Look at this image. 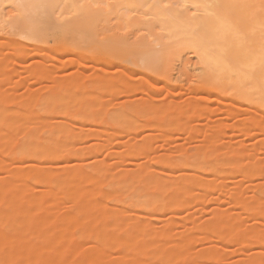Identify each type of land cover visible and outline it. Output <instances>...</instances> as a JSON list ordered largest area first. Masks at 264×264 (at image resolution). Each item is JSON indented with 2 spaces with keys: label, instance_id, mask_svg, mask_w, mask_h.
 Segmentation results:
<instances>
[{
  "label": "bare ground",
  "instance_id": "6f19581e",
  "mask_svg": "<svg viewBox=\"0 0 264 264\" xmlns=\"http://www.w3.org/2000/svg\"><path fill=\"white\" fill-rule=\"evenodd\" d=\"M228 127L264 136V0H0V264H264V140Z\"/></svg>",
  "mask_w": 264,
  "mask_h": 264
},
{
  "label": "rangeland",
  "instance_id": "374dc122",
  "mask_svg": "<svg viewBox=\"0 0 264 264\" xmlns=\"http://www.w3.org/2000/svg\"><path fill=\"white\" fill-rule=\"evenodd\" d=\"M31 60H33V59H32V58H28L27 62L29 63V61L31 62ZM189 60H190V61L188 62L189 68H190L191 70H195V69H196V68H195L196 66H195V60H194V58L190 57ZM77 68H78V69H79V68H84V69L89 70V71H92V70L94 69V68L91 67V66L88 67L85 63H80V64L74 63V64H67V65H65V66L60 67V68H59V70H60L59 72H60V73L63 72L62 75H66V74H69L70 72L72 73V72H73L72 70H77ZM113 69H114V68H113ZM64 72H65V73L67 72V73L64 74ZM68 72H69V73H68ZM21 73H22V75H24V78L21 79V80H19V81H17V83H16V90L18 91V93H19V92L21 93L22 91H23V92H28V91L31 92L32 89L34 90V89L38 88L39 86H42V85H43L44 83H46V82H47L46 84H48L49 81L51 82V80L48 79V78H47L48 80L45 79V78H43V79L40 80V79L36 78V76L33 75V73H32V74H30V73L27 74L28 71H27V73H26V71H21ZM111 73H114V72H111ZM15 74H17V73H15ZM26 74H27V75H26ZM19 75H20V74L18 73V75L13 76V79H14V78L17 79L18 77H19V79H20L21 76H19ZM175 76H176V77H175ZM175 76H174L175 80H176V79H179V82H180V83L182 84V86H183V87L180 88V89H183V91H184V89H185V91H186V89L189 90L188 88H190V86H191V84H192V79H190L189 74L184 73L182 70H180V66H178V68H177V70H176V72H175ZM42 83H43V84H42ZM187 87H188V88H187ZM177 90H179V89L177 88ZM188 94H190V92H187V96H189ZM184 95H186V94L184 93L183 96H184ZM162 96H166L165 93H163ZM183 96H182V97H183ZM184 97H186V96H184ZM184 97H183V98H184ZM168 98H169V97H168ZM214 102H215V100H214ZM216 102H217V105H216V104H213V107H214L215 109H216L217 106H220V105H218V104H219L218 101H216ZM207 105H208V104H207ZM215 105H216V106H215ZM208 106H209V105H208ZM210 106H211V102H210ZM211 109H213V108H211ZM217 109H218V108H217ZM213 110H214V109H213ZM215 111H216V110H215ZM219 111H220V109H219ZM219 111L217 110V111H216V114H215V116L217 117V119H218V116H220V117L222 118V117H224L223 114H224V115L226 114L225 112L222 114V112H221V111L219 112ZM218 112H219V114H218ZM212 114H213V115H212ZM207 115H208V113H207ZM217 115H218V116H217ZM201 116H204L205 118H203V122H202V120H200V122H202V123H199V124H204V123L206 124V123L208 122V118L206 119V115H201ZM201 116H200V119H202ZM210 116L213 117V116H214V112L211 113ZM210 116H209V117H210ZM215 116H214V117H215ZM212 117H211V120H212ZM216 117H215V119H213L214 121L216 120ZM220 117H219V119H220ZM219 119H218V120H219ZM206 120H207V121H206ZM213 120H212V121H213ZM218 120H217V121H218ZM231 120H232V119H231ZM231 120H229V121H231ZM204 121H206V122H204ZM217 121H216V122H217ZM219 121H220V120H219ZM234 121H235V120H233V122H234ZM231 122H232V121H231ZM231 122H230V123H231ZM205 124H204V126H201V125H200V129H201V127L204 128V127H205ZM207 124H208V123H207ZM230 125H232V123H231ZM206 126H207V125H206ZM228 128H229V127H228ZM228 128H226V129H227V131L229 132V134H230V132H231V135L233 134L232 136L236 135V136H235L236 138H238V137H239V138H243L247 143H248V141L250 142V141H254V140H255L254 142H257L258 137H260V138L262 139V141L264 140V136L262 137L261 134H258V133H260V132L255 133V134L253 133V135H252V132H251L250 135H252V136H249V135H247L246 133H244V132H242V131L240 132V131H238V130H233V129L230 127V128L232 129V131H233V133H232V131H230L231 129L229 128V129H230V130H229ZM144 130H145V131H143V132L141 131V132H142V133H141L142 136H143V135H146V133H147V131H148L149 129H148V130L144 129ZM202 131L204 132L203 129L201 130V132H202ZM234 131H235V132H238V133H235V134H234ZM144 132H145V134H144ZM148 132H149V131H148ZM184 132H185V131H183V132H181V133H179V134L176 133V135H177V141H178V138H181V136H182V141H186L185 144H184L183 142L181 143L180 140L178 141L179 143L184 144L183 146H186V145H187L188 140H189V141L191 140V142H189V143H192L193 146H195V145H194L195 142H196V141H195V136L198 135V136L200 137V135L203 134V133H202V134L199 135V134H197V133H194L195 136H192L193 134L191 133L192 135H190V136H191L192 138H194V141H195V142H193V139H192V138H191V139H188V138H187V137L189 136V133H190V132H189V133H188V132H185V133H188V134H185ZM182 133H184V135H181ZM196 134H197V135H196ZM256 134H257V135H256ZM254 135H255V136H254ZM179 136H180V137H179ZM127 137H128V136H127ZM127 137H124V138L126 139ZM184 137H186V138H184ZM199 137H196V138L199 139ZM201 137H203V135H202ZM226 137L228 138V136H226ZM235 137H234L233 139H234V140H238V139H236ZM260 138H259V139H260ZM186 139H187V140H186ZM197 139H196V140H197ZM200 139H201V138H200ZM200 139H199V142H202V141H200ZM202 139H203V138H202ZM229 139H230V137H229ZM243 139H241V140L244 141ZM158 141H159V140H157V142H158ZM245 141H244V142H245ZM259 141H260L259 143L261 144L262 141H261V140H259ZM161 142H162V140L159 141L158 143H161ZM244 142H243V143H244ZM250 143H251V142H250ZM250 143H248V144H250ZM257 143H258V142H257ZM259 143H258V144H259ZM192 144H189V145H191L190 148H194V147H192ZM248 144H247V145H248ZM251 144H253V143H251ZM189 145H188V146H189ZM188 146H187V147H188ZM160 149H161V148H160ZM257 150H258V149H257ZM258 151H260V150H258ZM258 179H259L260 182L264 181V177H257V179H254V181H253L254 185H256V183H258V185H259L260 182L258 181ZM255 180H256V182H255ZM245 181H246V182H245ZM245 181H244V183H246V184H249V183H250V181H248V180H245ZM246 184H245V187H247ZM251 186H252V184L250 185V187H251ZM248 187H249V186H248ZM248 187H247V188H248ZM250 187H249V188H250ZM252 187H254V186H252ZM255 187H256V186H255ZM247 188H246V189H247ZM252 189H253V190H252ZM257 189H259L258 186H257L256 188H251L249 191H250V193H251V192H254V190H257ZM251 190H252V191H251ZM247 192H248V189H247ZM248 193H249V192H248ZM207 202H210V200L207 199ZM210 203L212 204V202H210ZM210 203H209V204H210ZM209 204H208V206H207V209L211 206V205H209ZM225 205H226V204H225ZM211 208H212V206H211ZM211 208H210V210H208V211H210L209 215L211 214ZM207 209H205L204 211H206ZM208 211H206V212H208ZM201 213H202V212H201ZM201 213H200V214H199V213H195V214H196V215L199 214V215L202 217V216L204 215V213H203V215H201ZM205 214H206V213H205ZM199 215H198V216H199ZM204 216L207 217L208 215H204ZM204 216H203V218H204ZM199 245H200V244H199ZM200 246H201V245H200ZM233 246L235 247V245H233ZM231 247H232V245H231ZM234 247L231 248L232 250H234L233 252H232L231 249H230L231 251L229 250V252L232 253V254H230L231 256L228 255V258H229V259H230V257H231V259H235V258L239 257L238 254H237V251H236L237 248H234ZM233 248H234V249H233ZM237 250H238V249H237ZM227 253H228V252H227ZM232 256H233V257H232ZM226 258H227V256H226Z\"/></svg>",
  "mask_w": 264,
  "mask_h": 264
}]
</instances>
